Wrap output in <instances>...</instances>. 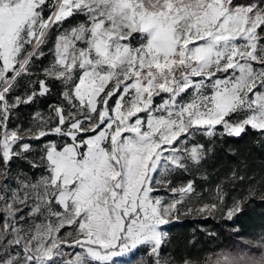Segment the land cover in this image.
<instances>
[{
  "label": "snow or ice",
  "instance_id": "snow-or-ice-1",
  "mask_svg": "<svg viewBox=\"0 0 264 264\" xmlns=\"http://www.w3.org/2000/svg\"><path fill=\"white\" fill-rule=\"evenodd\" d=\"M49 81L61 103L10 127ZM249 130L264 146V0H0V264H264V236L177 261L164 226L227 193L202 203L188 180L156 194L199 171L195 136ZM256 197L250 182L225 216Z\"/></svg>",
  "mask_w": 264,
  "mask_h": 264
},
{
  "label": "trees",
  "instance_id": "trees-1",
  "mask_svg": "<svg viewBox=\"0 0 264 264\" xmlns=\"http://www.w3.org/2000/svg\"><path fill=\"white\" fill-rule=\"evenodd\" d=\"M45 52L44 57L35 61L34 71L40 78H43L40 75L42 69L47 67L51 60L47 49ZM49 83L52 85L51 93L39 97L32 104L20 105L15 110L16 116L10 121V127L19 125L21 129L27 128L32 124L35 112L47 114L49 105L61 103V86L53 81ZM24 84L26 85L27 81ZM24 91L25 87L22 86L13 95ZM261 139L259 134L252 130L239 138L226 135L200 138L198 143L203 144L209 151L199 171L170 177L171 187L195 180L197 191L202 193V203L216 202L214 197L218 184L222 185L227 193L220 208L214 213L185 217L167 228L169 238L165 251L177 261L183 257L203 260L226 248L242 246L249 240L264 236V201L259 197L246 202L244 211L232 219H228L224 214L225 208L231 204L233 198L238 199L245 195L250 182L256 183L258 189L264 187V146ZM15 167L27 170L28 165L17 161ZM233 173L244 175L245 179L234 180ZM248 177H252V181H249Z\"/></svg>",
  "mask_w": 264,
  "mask_h": 264
},
{
  "label": "rangeland",
  "instance_id": "rangeland-1",
  "mask_svg": "<svg viewBox=\"0 0 264 264\" xmlns=\"http://www.w3.org/2000/svg\"><path fill=\"white\" fill-rule=\"evenodd\" d=\"M217 131L219 132V126L217 128ZM200 138H207L208 139V138H212V137H207V136H204V135L200 134V135L195 136L193 138L192 142L193 143H198V141H199ZM167 178L170 179V177H167ZM169 187H171V185H165V184H159V185H157L158 193H156V194L162 196L164 198L165 202H167V201H169V200H171L173 198L172 194L167 191V189ZM178 207H180V206H178ZM193 215L197 216V215H204V214H200V213L197 214L196 212H194V213H191V214H188V215H182V216L179 217V219L172 220L168 225L164 226V228L167 230V228L170 225H172L173 223H175L177 221H180L181 219H184L185 217H190V216H193ZM65 230H67V229H65ZM168 238H169V236H167V238H166L167 241H168ZM239 247L240 246L230 247V248H226V249H224L222 251L229 250V249H236V248H239ZM219 252H221V251H219ZM212 258L214 259L215 258V255H213Z\"/></svg>",
  "mask_w": 264,
  "mask_h": 264
}]
</instances>
